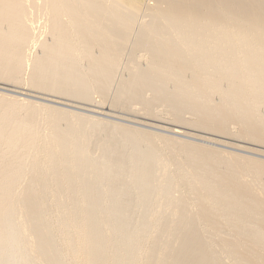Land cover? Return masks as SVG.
Returning <instances> with one entry per match:
<instances>
[{
    "label": "bare ground",
    "instance_id": "1",
    "mask_svg": "<svg viewBox=\"0 0 264 264\" xmlns=\"http://www.w3.org/2000/svg\"><path fill=\"white\" fill-rule=\"evenodd\" d=\"M139 1L0 0V264H264V159L148 129L264 148V0Z\"/></svg>",
    "mask_w": 264,
    "mask_h": 264
},
{
    "label": "rangeland",
    "instance_id": "2",
    "mask_svg": "<svg viewBox=\"0 0 264 264\" xmlns=\"http://www.w3.org/2000/svg\"><path fill=\"white\" fill-rule=\"evenodd\" d=\"M140 1H139V3L141 5L144 4L143 6H141L142 8H144V6H146V3H150L151 5L154 3V0H140ZM25 91H26L27 94L20 95V94H17L15 92H11V91H8V90L0 89V93L10 94V95L12 94L14 96L15 95L16 96H20L22 98H27L28 100H33V101H40V102H44V103H51V102H48V100L47 101L46 100L44 101L42 98L40 99L38 97V96H40L39 94H35L34 92L29 91V90H25ZM60 106H62V105H60ZM62 107L68 108V106H62ZM68 109H73V108L69 107ZM78 111H80V110H78ZM81 111H83L84 113H87V114H94L95 116L98 115L96 113H92V112H88V111H84V110H81ZM100 116L101 117H104L102 115H100ZM168 127H172V126H168ZM148 129L153 130V131H156V132H161V133H164V134L174 135V136H176L178 138H181V139L191 140V141L198 142V143L205 144V145H209V146H212V147H215V148H220V149H223V150H226V151H229V152L238 153V154H245V155H249V156L251 155V156H255V157L264 159V157L262 155H258V154L256 155V153H262V154H264L263 151H259L258 150V149H260V150H263L264 149V148H261L260 146L258 147V146H255V145L253 146L252 144H250L251 147H253V148H250L249 149L248 148L250 146L249 144H244V143H241V142H237L235 140H231V139H228V138L226 139V138L218 137V136H215L213 134L203 133V132H201V131H199L197 129L196 130L195 129L194 130H188V129H186L185 131H187V132L182 133V134H184L182 136L181 135H177V134H172L169 131V129H166V128L164 130H159V129H156V128H148ZM188 136H191V137H188ZM237 144L244 145V146L241 147V146H238ZM246 145H248V146L246 147ZM236 147H237V149H236ZM244 150H245V152H244ZM252 152H256V153L255 154H252Z\"/></svg>",
    "mask_w": 264,
    "mask_h": 264
}]
</instances>
